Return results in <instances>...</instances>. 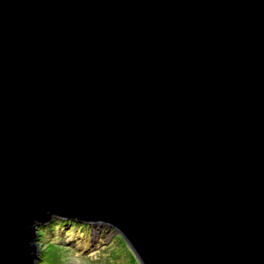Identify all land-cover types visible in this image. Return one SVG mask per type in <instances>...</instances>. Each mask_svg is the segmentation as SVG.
<instances>
[{
    "label": "water",
    "instance_id": "obj_1",
    "mask_svg": "<svg viewBox=\"0 0 264 264\" xmlns=\"http://www.w3.org/2000/svg\"><path fill=\"white\" fill-rule=\"evenodd\" d=\"M52 216L264 264V0H0V264Z\"/></svg>",
    "mask_w": 264,
    "mask_h": 264
},
{
    "label": "rangeland",
    "instance_id": "obj_2",
    "mask_svg": "<svg viewBox=\"0 0 264 264\" xmlns=\"http://www.w3.org/2000/svg\"><path fill=\"white\" fill-rule=\"evenodd\" d=\"M42 237L36 239V264H139L120 236L103 223H67L48 229ZM63 245L75 251H59Z\"/></svg>",
    "mask_w": 264,
    "mask_h": 264
},
{
    "label": "trees",
    "instance_id": "obj_3",
    "mask_svg": "<svg viewBox=\"0 0 264 264\" xmlns=\"http://www.w3.org/2000/svg\"><path fill=\"white\" fill-rule=\"evenodd\" d=\"M75 222H78V223H86V222H83V221H80V220H77L75 218H64V217H61V216H52L50 220L44 222V223H40L38 226H37V229H36V239H41L43 238L42 236L45 234L48 233V229L50 228H53L58 226V227H62V225H66L67 223L70 224V226H74ZM63 237L65 235H62ZM121 238V237H120ZM122 241V238L120 239ZM123 244L124 241H123ZM52 245V244H51ZM59 251H63V252H74L75 250H73V246H60L59 247ZM60 261V260H59ZM65 261V260H64ZM52 264V263H51ZM53 264H55V262H53Z\"/></svg>",
    "mask_w": 264,
    "mask_h": 264
}]
</instances>
